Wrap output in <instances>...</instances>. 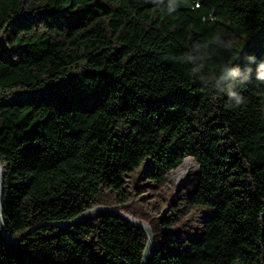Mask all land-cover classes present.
<instances>
[{
  "label": "trees",
  "instance_id": "trees-1",
  "mask_svg": "<svg viewBox=\"0 0 264 264\" xmlns=\"http://www.w3.org/2000/svg\"><path fill=\"white\" fill-rule=\"evenodd\" d=\"M0 165L11 237L108 205L149 222L148 264H264V0H0ZM147 242L116 215L0 224V264H142Z\"/></svg>",
  "mask_w": 264,
  "mask_h": 264
},
{
  "label": "water",
  "instance_id": "water-1",
  "mask_svg": "<svg viewBox=\"0 0 264 264\" xmlns=\"http://www.w3.org/2000/svg\"><path fill=\"white\" fill-rule=\"evenodd\" d=\"M191 160H193L192 157H187ZM185 158V160L187 159ZM184 160V162H185ZM194 161V160H193ZM189 177V174L188 176ZM4 175H3V169L2 166L0 165V224H1V231L2 234L4 236V238L6 240H8L11 243L14 242H18L21 241L25 238L26 235H28L32 230H34L35 228L42 226V225H51V226H56L59 228H64L67 226H71L74 224H77L78 222H82L84 221L87 217H89L90 215H95V216H102V215H116V216H120L121 218H123L124 220L132 223L133 225L143 228L147 234H148V242L146 244L144 253H143V258H142V264H148V260L150 258V253L151 250L154 246V238H153V231L149 225V222L140 219V218H136L126 212H124L123 210H121L120 208H116L114 206H108V205H94L91 208L87 209L86 211L82 212L80 215L76 216L75 218L69 219V220H62V221H47L45 223H42L40 225H37L35 227H33L32 229H30L28 232H26L25 234H23L22 236L19 237H11L4 225V217H3V210H2V200H3V189H4V181H3ZM187 182V181H186ZM185 182V183H186ZM185 185V184H184ZM183 187V184L180 185L178 191H180Z\"/></svg>",
  "mask_w": 264,
  "mask_h": 264
},
{
  "label": "rangeland",
  "instance_id": "rangeland-1",
  "mask_svg": "<svg viewBox=\"0 0 264 264\" xmlns=\"http://www.w3.org/2000/svg\"><path fill=\"white\" fill-rule=\"evenodd\" d=\"M193 161V160H192ZM194 164V166H192L190 169H189V176L190 174H192L196 168H197V165L196 163L193 161L192 162ZM185 165V162L182 163L179 167L173 169L170 171V173L168 174V180H167V183L166 185L163 187L164 190H163V193H165L166 191H172V193H179L180 191H178L180 185H179V181L180 180H176V177H175V173L178 171V169L180 167H183ZM188 176V175H187ZM187 179H185L186 181L188 180L189 177H186ZM184 181V183L186 182ZM184 183H182L184 185ZM148 194V200L149 201H155L158 199V194H159V191L156 190V189H153L151 190L150 192H146Z\"/></svg>",
  "mask_w": 264,
  "mask_h": 264
},
{
  "label": "bare ground",
  "instance_id": "bare-ground-1",
  "mask_svg": "<svg viewBox=\"0 0 264 264\" xmlns=\"http://www.w3.org/2000/svg\"><path fill=\"white\" fill-rule=\"evenodd\" d=\"M192 162L193 161L191 159L187 158L185 160V165L183 167H180L178 171L175 173L176 180H180L179 185H181L182 183H184V181H186L185 179H187L186 177L189 173V169L192 166H194Z\"/></svg>",
  "mask_w": 264,
  "mask_h": 264
}]
</instances>
